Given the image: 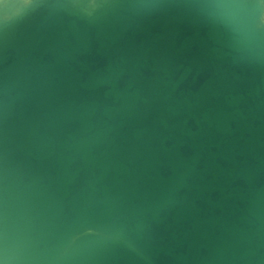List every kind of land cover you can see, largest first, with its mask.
Returning a JSON list of instances; mask_svg holds the SVG:
<instances>
[{"label":"water","instance_id":"obj_1","mask_svg":"<svg viewBox=\"0 0 264 264\" xmlns=\"http://www.w3.org/2000/svg\"><path fill=\"white\" fill-rule=\"evenodd\" d=\"M0 264H264V0H0Z\"/></svg>","mask_w":264,"mask_h":264}]
</instances>
